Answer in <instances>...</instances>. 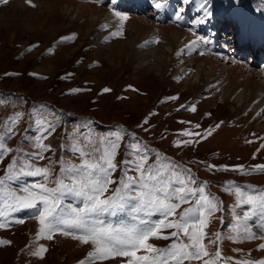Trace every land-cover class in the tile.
<instances>
[{
  "label": "rangeland",
  "instance_id": "rangeland-1",
  "mask_svg": "<svg viewBox=\"0 0 264 264\" xmlns=\"http://www.w3.org/2000/svg\"><path fill=\"white\" fill-rule=\"evenodd\" d=\"M110 1L100 6L91 0H7V3L0 0V133L7 134L8 126H11L13 133L7 145L16 143L17 147L27 152V159L20 153L16 161L22 164L30 159L29 154L38 151L34 146L36 140L43 136V143L50 145V150L43 152L44 159L34 161L36 166H50L54 170L48 179V186L53 187L55 185L52 182L60 174L62 161L81 163L80 155L72 151L76 140L83 143L86 136H91L93 140L98 137L114 139L113 134L120 133L122 139L115 156L117 168L112 174V179L118 180L123 175L119 166L122 161L134 159L133 150L128 145L139 142L151 147L145 140L140 142L141 133L144 139L157 136L162 150L200 169L188 163L171 162L165 155L150 148L149 163L156 161L159 154L160 162L172 165L177 171L188 169V174L195 181L205 180L206 183L200 186L218 202L219 210L208 217L204 227V243L208 245V251L214 253L219 247L225 258L223 264L264 260V249L259 247L264 244V216L257 215L258 220L253 217L247 222L250 232L257 238H242V230L240 239L228 238L234 234L237 216L242 217L248 207L238 206L234 189L239 187L246 194H255L264 189V171H251L253 166L264 164V99L260 102L264 97V89L257 91L260 104L257 99L239 102L231 94L225 97L223 88L218 89L215 84L207 85L196 68L189 65L190 60L198 57L207 58L210 64L213 62L221 66L220 70L227 73L233 69L232 61L220 64L227 61L218 62L219 59L209 55L210 52L195 55L197 44L191 49L190 42L196 40L197 32L199 35L202 32L194 30V23L189 19L187 26H184V17L177 19L172 11L174 1L191 10H203L200 5L204 0H147L145 4H163L161 22L157 20V15L150 16V10L139 14L127 12L130 15L122 22V28L121 18L103 7L108 6ZM213 1L207 0L205 7L209 9ZM221 2L230 3L225 4V7L234 9L239 16H244L243 7L256 6L257 13L264 12V0ZM120 4L131 3L127 1ZM104 13L107 20H104ZM202 16L204 18L202 13L195 14L198 25L202 23ZM232 19L236 27L241 25V19L236 16ZM152 20L155 22L152 23ZM166 25H174L176 30L182 28L189 42L183 45L188 39L176 35H171L170 39L164 37L162 33ZM260 25L264 30L261 21ZM228 29L231 32V27ZM117 30H121L122 35L112 36L111 33ZM210 30L211 36L206 41L212 39L216 42V27ZM67 37L72 38L64 39ZM262 37L257 36L254 42H264L260 39ZM157 39L158 42H155ZM149 40L154 42L145 44ZM242 43L241 39L239 44ZM171 46L176 48L173 60H156L157 55L152 52L154 49L158 47V50H163ZM183 48L186 49L177 55ZM139 49L152 50L146 53L143 50L139 52ZM241 62L258 71L254 62L251 66L247 65L249 62ZM247 73H240L238 85L243 86ZM261 85L264 86V83ZM104 88L110 91L104 92ZM72 89L81 91L73 92ZM166 97L177 99L166 100ZM48 99L67 108L68 112H56L52 106L42 102ZM193 106L195 111L191 110ZM17 114L22 115L17 119ZM83 114L88 118L95 116L96 122L80 118ZM146 118L148 122L144 123ZM40 119L45 121L43 125L36 123ZM117 121H123L141 133L138 132L135 138L131 134V138L129 134L132 131L127 130L126 134V127L112 125ZM49 123L53 128L45 132ZM217 124L219 127H216ZM186 130L187 135L184 134ZM208 131H211L210 135ZM185 140L191 143L177 146V142ZM10 158L6 154L0 156V176L8 171V165L12 163ZM225 165L228 166L227 170L221 167ZM237 165H243L250 174L233 171L232 168ZM132 173L135 174L134 171ZM208 177L219 180L213 181ZM13 182L17 185H13ZM211 182L214 185V182H218L214 193L208 188ZM10 183L19 191L26 184L44 182L26 180V176H21ZM189 206L182 205L177 213ZM220 209L224 212L223 221L220 219ZM14 218V222H23H16L13 228L0 231V239L11 241V244H0V264H80L81 261L92 264L86 260L93 249L91 243H81L72 235L60 232L54 234L51 240L46 236L37 239L40 223L36 216L32 219ZM217 230L224 238L218 245H211L209 239H215ZM17 238L21 239L19 243L15 242ZM156 242L153 244L161 248L168 244L165 239ZM40 245H44L47 251L42 257L33 256L32 251ZM121 259L127 258L95 261L94 264H119ZM184 264H202V261L186 260ZM217 264L221 262L217 261Z\"/></svg>",
  "mask_w": 264,
  "mask_h": 264
},
{
  "label": "snow or ice",
  "instance_id": "snow-or-ice-1",
  "mask_svg": "<svg viewBox=\"0 0 264 264\" xmlns=\"http://www.w3.org/2000/svg\"><path fill=\"white\" fill-rule=\"evenodd\" d=\"M3 2L7 3V0ZM206 4L207 0H204L200 7L205 16H211ZM155 6L160 8L163 4L158 2ZM180 11L183 9L178 11L177 19L180 18ZM115 15L121 18L122 28V22L128 19L127 15L120 12ZM111 35H122V31H114ZM202 39L197 37L191 42V46L195 47L197 41ZM153 42L149 40L145 44ZM182 52L183 49L177 55ZM71 91L78 92L81 89ZM103 91L109 92L110 89L104 88ZM165 99L175 100L177 97ZM191 110L195 111V107ZM20 115L22 114H17V119ZM147 122L146 118L144 123ZM36 123L43 125L45 121L40 119ZM52 128L53 125L49 123L45 132ZM7 133H13L11 126H8ZM184 134H188L187 130ZM207 134L210 135L211 131ZM113 136L114 139L98 137L96 140L86 136L83 143L76 140L72 151L80 155L81 163L62 161L60 174L52 182L55 185L53 187L48 186L47 181L54 170L50 166L42 168L31 163V159H44L43 152L50 150V145L43 143L44 137L38 138L34 144L38 151L30 153V159L22 164L13 160L8 165L6 174L0 176V228L8 226L12 213L34 210L40 223L37 239L46 236L51 240L55 232H60L72 235L81 243H91L93 249L86 260L92 264L116 258H127L121 259L119 264H184L186 260L202 261V264H217L220 261L223 264L225 258L219 247L214 253H210L208 245L204 243V227L208 217L219 210L215 198L206 193L203 186L192 187L196 182L187 171H177L172 165L160 162L159 154L156 161L149 163L148 149L139 142L128 145L133 150L134 159L122 161L125 166L123 175L118 180H113L112 174L117 168L115 156L122 139L120 133ZM4 138L5 134L0 133V156L13 151L4 142ZM180 143L187 145L191 141L177 142V146ZM221 167L228 169L226 165ZM232 170L250 174V171L244 170L243 165L234 166ZM130 171L135 174L130 175ZM251 171H264V164L253 166ZM25 175L42 177L45 182L26 184L17 191L10 182ZM234 192L239 201L238 206L248 207L242 217L237 216L234 234L228 238L240 239L242 230V238L255 239L257 237L250 232L247 222L257 215L264 216V189L255 194H246L243 189L236 187ZM69 197L79 206L65 203ZM184 204L190 206L183 208L176 218L177 210ZM154 215H159L160 219H152ZM164 229L172 231L165 235ZM152 238L171 239L172 243L161 248L149 242ZM223 238L217 233L215 239H209V244L218 245ZM0 244H11V241L0 239ZM259 247L264 249V244ZM141 250L143 254H138ZM46 251V247L40 245L31 254L42 257ZM80 264L86 262L81 261ZM237 264H264V260L238 261Z\"/></svg>",
  "mask_w": 264,
  "mask_h": 264
},
{
  "label": "bare ground",
  "instance_id": "bare-ground-1",
  "mask_svg": "<svg viewBox=\"0 0 264 264\" xmlns=\"http://www.w3.org/2000/svg\"><path fill=\"white\" fill-rule=\"evenodd\" d=\"M104 16H105V13L103 14V17ZM99 19H100V17H99ZM104 20H107V17H104ZM166 26L167 27L164 28V31L162 33V35L164 37H167L170 39L172 37L171 35H176L180 38L188 39V41L183 42V45H185L186 43L189 42V37H187L188 36V35H186L187 33L185 34L182 31V28L181 29L178 28L176 30L177 27L174 25H166ZM233 34H234V31L231 30L230 33L226 34L225 39H230L229 35L232 36ZM231 38L234 39L232 47H233V51H235L237 45L239 44V41L241 40V38L238 37L237 35H234ZM225 39L223 38V40H225ZM165 41H167V40H165ZM216 43H218V44H216ZM220 43H221L220 40H218V38H216V42L213 41L211 43V46L217 45L218 47H220L221 50H223V47L220 46L221 45ZM167 45H168V43H167ZM190 45H191V43H190ZM175 49L176 48L174 46L164 48L163 50L162 49L158 50V47H157L152 52H154V54L157 55L156 60H162L164 58H167L168 60L171 61V60H173L172 55H173V52L175 51ZM142 50L139 49V52ZM148 50L151 51L152 49H148ZM149 51H144V52L147 53ZM171 56H172V58H170ZM214 57L219 59L218 62L226 59L225 57H224L225 59L224 58L220 59L217 56H214ZM226 61H227L226 63H225V61H223L224 63H220V64H227L228 62L232 61L231 63L233 65L231 67L233 69H230L228 73L226 71L220 70L222 68L221 66L218 67V65L214 64L213 62H212V64H210L209 61L207 60V58H198L197 57L196 59L194 58V60H192V61L190 60V62H188V63L190 66L192 65L193 67L196 68L198 74L200 75V78L202 80H204L207 85L215 84L218 87V89L223 88L224 91H222V92H224L223 95H225V97L228 96L229 94H231L239 102H245V101L247 102L250 100L254 101V99H257L258 103L260 104V102L263 101L264 97L259 102V100H258L259 96L257 97L256 95H257L258 89H264V86L261 85L264 83V69L260 70V71L253 70V67L250 68L249 66L247 67L246 65H242L241 60H238L237 58H233V59L229 58ZM238 61L241 63H239ZM248 62H249V64H247V65L251 66L252 62L256 63V59L249 60ZM193 63L195 65H193ZM247 69H249V71H247ZM241 72H248L247 73L248 76L246 75L247 77L245 78L246 82H244L243 86H240L237 84V82L239 81L238 78L240 77ZM259 78H261V80ZM262 79H263V81H262ZM225 97L223 96V99H225ZM12 238L14 240L15 236ZM19 238H17L15 242L19 243L21 241V239H19ZM22 241H24V240H22ZM22 243H24V242H22Z\"/></svg>",
  "mask_w": 264,
  "mask_h": 264
}]
</instances>
